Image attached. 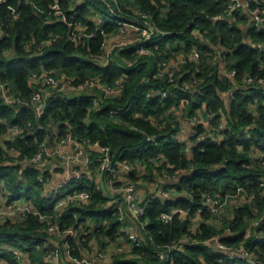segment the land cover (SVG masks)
I'll list each match as a JSON object with an SVG mask.
<instances>
[{
  "label": "trees",
  "instance_id": "trees-1",
  "mask_svg": "<svg viewBox=\"0 0 264 264\" xmlns=\"http://www.w3.org/2000/svg\"><path fill=\"white\" fill-rule=\"evenodd\" d=\"M56 1L67 21L53 12ZM105 1L4 0L0 3V78L21 98L20 103L9 104L0 95V183L4 185L0 189L7 190L10 199L30 200L42 213L53 212L55 201L46 196L38 179L43 172L29 159L38 150L39 141L53 142L71 132L81 140H97L108 145L118 158L132 164L133 181H143L149 187L163 178L165 171L181 172L177 181L164 184V189L174 191L175 195H151L147 200L142 218L147 223L142 229L141 245L133 247V256L117 255L112 264H156L159 259L153 243L164 245L185 237L190 241L184 250L173 255L174 264H264L261 185L264 168L254 150L264 152V88L243 85L227 105L222 93L232 87V82L220 69L222 64L236 69L240 81L246 74L264 77V27L251 26L244 10L235 12L233 18L215 19L229 0H117V3L107 0L129 14L132 11L126 8L128 3L134 9L144 10L166 33L152 42L116 47L111 59L101 64L98 57L104 51L105 36L100 29L110 35L118 28L116 17ZM10 7H15L17 13L12 14ZM100 16L107 20L98 26L96 20ZM70 21L81 22L88 30L96 29L97 34L73 38L75 29ZM194 28H200L211 43L196 36ZM142 45L151 52L141 53ZM213 46L228 51L214 59ZM194 47L201 52L199 60L189 58ZM178 55L186 58L184 62L179 60L178 81L196 77L201 81L197 90L182 91L155 77L164 60ZM44 71L71 79L73 84L99 79L115 85L123 77L124 86L117 96L107 95L101 89L68 95L61 86L46 93L45 89L50 87L47 86L43 94L46 105L38 118L31 99L42 86L36 79ZM151 87L165 88L169 96L149 97ZM91 92L102 97L97 108H92ZM254 101L259 103L256 110L251 108ZM183 102L189 116L198 109L213 114V126L220 121L221 111L224 113L227 127L220 140L207 137L198 141L193 136L188 142L178 136L182 129L172 109ZM112 109L120 112L113 116ZM27 121H31V126H26ZM13 126L23 129L15 139L9 140L5 135ZM196 129L198 133L204 130L202 126ZM148 135L153 140H147ZM158 155L166 160L155 161L153 158ZM77 184V189L91 192L92 201L66 210L61 216L62 224L79 227L83 223L82 227L90 230L87 238L95 237L101 246L116 241L123 235L122 222L118 214L104 207L108 196L88 176ZM239 186L253 197H241L220 225L214 223L215 216L204 204V193L232 195ZM177 207L189 210L187 219L182 220L179 214L168 223L160 219L163 212ZM198 209H202L201 214L208 221L195 231L190 217ZM44 229L45 224L34 213H28L22 221L0 222V257L8 264H21L16 258V248L28 254V264H51L45 258L50 235ZM215 235H220L221 241L234 249L245 246L253 260L248 262L219 249L211 240ZM71 243L76 247L73 253L80 254L82 243L76 239Z\"/></svg>",
  "mask_w": 264,
  "mask_h": 264
},
{
  "label": "built area",
  "instance_id": "built-area-1",
  "mask_svg": "<svg viewBox=\"0 0 264 264\" xmlns=\"http://www.w3.org/2000/svg\"><path fill=\"white\" fill-rule=\"evenodd\" d=\"M4 0H0V3ZM117 3V0H115ZM106 5L109 7L112 14L116 17L114 20L116 26L118 27L114 33L110 35L105 33L103 29H100V33L104 34V51L99 55L98 59L106 58L108 62L112 55L115 47H124L134 43H144L152 42L156 36L163 35L166 32L161 29V27L152 20L149 13L141 9H133L132 14L123 11L121 8L116 9L110 1H105ZM11 13L16 14L17 10L15 7H10ZM53 12L62 15V18L67 21L66 15L63 13L59 2L56 1L52 5ZM244 10L248 13L249 24L255 27H264V0H229L227 7L222 13L216 14L215 19L233 18L234 13ZM107 19L105 17H98L96 23L100 26ZM71 26L74 27L75 32H73V38H81L83 36H95L97 34L96 29L88 30V27L81 22H69ZM98 28V27H97ZM193 33L196 36H201L203 40L207 43H211L209 37H204L200 28H194ZM126 34H135V37L128 41H121L108 46L111 43V37L122 36ZM214 59H218L223 53H227V49L223 47L213 46ZM140 52L143 54H149L151 50L142 45L140 47ZM189 58L199 60L201 58V52L197 47H194L189 54ZM179 60L184 62L186 58L184 55H178L177 57H171L164 60L158 67L155 77L167 80L174 86L182 91H194L197 90L200 85V80L196 77L179 82L180 75L178 73ZM106 62V63H107ZM264 66V63H263ZM221 74L227 76L232 82V87L228 91L222 93L226 104L232 100V97L236 91L241 86L246 87H262L264 88V77L253 76L251 74H246L242 76L241 81L238 79V72L234 68H228L225 65H221ZM41 83V85L36 90L32 96L31 103L34 105L37 115L41 116L43 109V94L44 88L50 86L52 88L61 86L71 87L77 91H92L94 89H101L107 95H120L124 86V78L121 77L117 80V84H107L101 82L99 79H95L90 82H83L80 84H73L72 80H67L64 76L60 78L56 77L54 74L48 71H44L36 79ZM147 81V80H146ZM93 94V107L97 108L100 105L102 97L98 94ZM149 97H159L161 99L169 96V92L165 88L151 87L148 90ZM0 95L9 104H16L21 102V98L16 95V93L11 89L8 83L4 82L0 78ZM259 106L258 101L251 103V108L256 110ZM174 110V109H172ZM120 111L112 109L111 114L114 116ZM205 110L198 109L197 112L189 116L184 110H180L175 115L177 119L181 122H189L192 124V128L189 131L188 140L194 136L196 139L204 140L207 137L213 140H220L222 137V131L227 127V121L224 113L221 111V119L217 126H213V114L207 113L206 116L203 115ZM120 121V120H119ZM26 126H31V121L26 122ZM197 126H202L203 131L198 133L196 129ZM160 128L163 127L161 124ZM42 129L43 126L41 125ZM21 126H13L9 128L5 137L9 140L15 139L18 134L22 131ZM152 135L147 136V140H153ZM38 150L30 157L29 162L40 166L42 163L47 162L51 159H56L59 165H73L78 168H86L109 177V187L110 191L107 193L105 186L99 184L92 175L86 174L83 170L78 169L76 172V179H82L88 176L101 188L104 193L108 196V201L105 204V208L112 211L114 215H119L122 222V236L118 237L116 241L108 242L105 246L97 241L95 237L90 239L87 238L90 230L83 228V223L79 224V227L75 225H65L61 222V216L68 210L75 208L80 204H89L92 201V194L89 190L77 189L78 184L71 183L70 177L66 182L47 189V185L51 180V174L43 172L38 176L40 182L44 186V193L46 196L53 198L55 201L54 210L51 213H42L39 211L34 204L26 198L10 199L9 192L3 190L4 201L0 203V222L12 219L22 221L28 213L37 214L40 221L45 224V231L50 235L49 239L51 242L48 246L50 247L46 260L51 264H106L104 261L112 259L117 255L125 254L132 257L133 247L141 245L143 237V227L147 223V219H142L146 213V202L141 204L143 200L138 196L139 190L143 189L142 185H146L143 181H133L130 177V173L133 171L132 164L127 161L120 159L116 156L114 152L108 145L101 144L100 141H92L91 139H79L71 132L66 133L64 136L56 138L53 142H49L48 139L38 142ZM14 150V147L11 148ZM255 153L261 159V164L264 168V152L259 151L254 148ZM255 154V155H256ZM155 161H165L166 158L162 155H158L153 158ZM126 172L127 180L121 184H116L114 180L115 175L118 172ZM180 171L175 172V174H170L165 171L163 178L158 179L154 182L152 186H148L150 189V196L164 197L168 196L169 192L164 189V184L172 183L177 181L180 177ZM71 183V184H70ZM263 186L264 193V181L261 183ZM0 187L3 188V183H0ZM114 195L112 196L111 194ZM204 204L207 209L215 216L213 220L214 223L220 225L223 218L230 215L232 211V202L241 201L243 199L252 198L253 195L245 192L244 188L239 186L234 194H227L221 196L220 194H212L210 192L204 193ZM240 198V200L238 199ZM230 204V207H229ZM202 209H198L196 213L190 217L191 228L199 230L200 224L202 222H207L201 214ZM189 210L181 207H177L169 212H163L160 215V219L165 223L173 220L175 214H179L182 220L187 219ZM228 213V214H227ZM88 224L90 222L87 221ZM92 226V223H90ZM76 239L80 246V254H74L73 250L76 248L71 240ZM215 242L219 249L227 250L229 253L233 254L235 257L243 258L251 262L252 256L249 250L245 246H241L234 249L231 246L224 244L221 241V236L215 235L211 238ZM190 239L188 237L181 238L179 240H174L171 243L164 245H158L152 243L156 248V255L158 257V262L156 264H174L173 255L178 251H182L185 248V244L188 243ZM16 253V258L21 264H28L29 257L28 254L19 250L14 249ZM111 262V264H112ZM210 264V263H207Z\"/></svg>",
  "mask_w": 264,
  "mask_h": 264
},
{
  "label": "crops",
  "instance_id": "crops-1",
  "mask_svg": "<svg viewBox=\"0 0 264 264\" xmlns=\"http://www.w3.org/2000/svg\"><path fill=\"white\" fill-rule=\"evenodd\" d=\"M135 37V34H126V35H122V36H117V37H111V44H114V43H117V42H121V41H127V40H131L132 38ZM65 88H68V87H65ZM71 88V87H70ZM73 91V90H71ZM180 126H181V129H182V132L179 133V137L182 139V140H185V141H188V137H189V131L190 129L192 128V124L187 122H183L181 121L180 122ZM41 170L45 173H49L51 174V180L49 182V184L47 185V189H51V188H54L64 182L67 181V179L70 177V180L71 183L73 184H77V179H76V172H78V169L80 170H83L84 172H86V174L88 175H92L94 177V179L99 183L101 184L102 186H105V190L107 191V193L110 191V187H109V177L108 176H105V175H102L100 173H98L97 171H91L89 169L86 168H78L73 166V165H59L57 160L56 159H51L47 162H44L42 163L40 166ZM128 176H127V173L126 172H118L115 177H114V180L116 181V184H121L123 182H125L127 180ZM70 183V184H71ZM111 193V191H110ZM112 196L114 195L111 194ZM146 195V190L143 188L141 190H139L138 192V196L143 199ZM168 196H172V194H167ZM165 197V196H164ZM4 201V193H3V190L0 189V203H2ZM236 201L233 200L232 202V206L233 204H235ZM232 210V209H231ZM51 242V239L49 241L46 242V245H49ZM4 262V264H8L7 261L4 259V258H1ZM106 264H111L112 262V259L109 260H105L104 261ZM113 263V262H112Z\"/></svg>",
  "mask_w": 264,
  "mask_h": 264
},
{
  "label": "rangeland",
  "instance_id": "rangeland-1",
  "mask_svg": "<svg viewBox=\"0 0 264 264\" xmlns=\"http://www.w3.org/2000/svg\"><path fill=\"white\" fill-rule=\"evenodd\" d=\"M126 8L129 9L130 11H133V9H134V8H133V5H132L131 3H128L127 6H126ZM114 37H117V36H114ZM125 41H126V40H125ZM127 41H128V40H127ZM111 43H112V42H111ZM111 43L108 45L109 47L112 45ZM115 48H116V47H115ZM98 61H99L101 64H105V63L107 62V61H106V58L98 59ZM52 90H54V88L48 87V88L45 89L46 93H49V92L52 91ZM71 90H73V91H71ZM63 91H64L65 93H67L68 95H74V94H78V93L83 92V91H77V90L72 89V88H70V87H68V88H64ZM185 106H186V104L183 102V103H181V105H179V107L176 106V107L174 108L173 111L178 112V111H180V110H184V107H185ZM169 193H171L172 195H175V194H176L174 191L169 192ZM229 207H230V204H229ZM229 212H231V211H229ZM227 214H228V213H227ZM0 264H4L3 260L1 259V257H0Z\"/></svg>",
  "mask_w": 264,
  "mask_h": 264
},
{
  "label": "water",
  "instance_id": "water-1",
  "mask_svg": "<svg viewBox=\"0 0 264 264\" xmlns=\"http://www.w3.org/2000/svg\"><path fill=\"white\" fill-rule=\"evenodd\" d=\"M45 105H46V102H44L43 107H44ZM203 115L206 116V113L204 112ZM39 117H40V116L38 115V118H39ZM142 187L146 190V195H145V197L143 198V200L140 202L141 204L145 203V202L149 199V197H150V189H149V187L146 186V185H142Z\"/></svg>",
  "mask_w": 264,
  "mask_h": 264
}]
</instances>
